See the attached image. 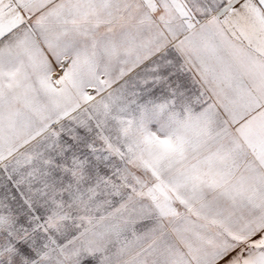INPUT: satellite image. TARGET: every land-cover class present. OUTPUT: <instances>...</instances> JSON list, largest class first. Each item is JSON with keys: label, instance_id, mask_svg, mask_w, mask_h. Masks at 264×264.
<instances>
[{"label": "snow or ice", "instance_id": "obj_1", "mask_svg": "<svg viewBox=\"0 0 264 264\" xmlns=\"http://www.w3.org/2000/svg\"><path fill=\"white\" fill-rule=\"evenodd\" d=\"M0 264H264V0H0Z\"/></svg>", "mask_w": 264, "mask_h": 264}]
</instances>
